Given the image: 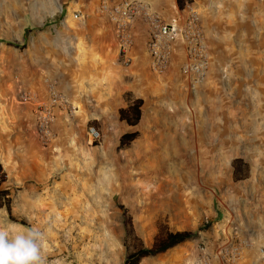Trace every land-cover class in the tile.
<instances>
[{
    "label": "rangeland",
    "instance_id": "1",
    "mask_svg": "<svg viewBox=\"0 0 264 264\" xmlns=\"http://www.w3.org/2000/svg\"><path fill=\"white\" fill-rule=\"evenodd\" d=\"M64 1L66 12L51 21L53 4ZM90 2L0 0V190L11 207L10 217L0 200V217L45 233L46 264H123L168 232H189L198 247L252 237L242 264L260 232L246 227L236 239L234 230L220 239L214 227L237 208L247 220L264 218V0H212L222 31L234 24L237 36H251L250 49H240L236 38L217 60L208 47L207 79L218 89L207 95H227L223 111L209 110L219 106L212 99L195 118L167 110L158 128L140 120L129 128L119 119L133 62L125 67L117 48L97 50L101 40L83 38L101 29L93 19L103 16L102 0L85 13L80 7ZM78 12L83 19H74ZM50 86L68 104L53 108L48 139L37 120ZM132 131L137 138L120 146V135ZM176 247L138 264H180ZM259 250L253 264H264Z\"/></svg>",
    "mask_w": 264,
    "mask_h": 264
},
{
    "label": "crops",
    "instance_id": "2",
    "mask_svg": "<svg viewBox=\"0 0 264 264\" xmlns=\"http://www.w3.org/2000/svg\"><path fill=\"white\" fill-rule=\"evenodd\" d=\"M140 1L150 4L159 14H161V16L165 18V20L179 19L183 15V9L186 3L197 8L200 14L204 35L207 44L209 45L208 47L216 59L223 57V50L225 48L229 49L230 47L231 49V46L235 47L234 44L237 43L236 38H239L237 44H239L240 49H243L245 52H248L250 49L249 42L252 43L250 40L251 36H237L234 24L230 23L232 28L228 31H222V24L220 21L221 16L217 10H214V6H216V4L212 2V0H185L182 8L178 7L177 0ZM120 2L121 1L111 6L112 2L108 0L107 4L109 8H113ZM96 3L97 0H91L89 4H83L80 8L84 12L86 10L87 12L85 13H93L96 10ZM66 4L67 2L65 1L59 5L53 4L50 15L53 19H55L51 21H57L58 17H60L59 14L66 12ZM104 16L105 15L98 16L93 19L94 22L100 24L101 29L93 30L92 32L87 33V35L83 34V38L91 37L92 39H96L97 42L101 40V42L96 44V47L94 46L97 50H104L105 46H108L109 49L113 50L114 54H116L117 43L114 33V25L106 16ZM214 21L217 23L215 24ZM132 33L134 43L131 48L130 56L133 62V70L130 71L131 78L127 81V85H130V88H128V91L130 92L128 93L129 97H125L126 99L119 109H127L128 106H132V104L139 100L141 101V105L139 107L140 123L143 124L144 121L153 123L152 125L157 128L160 125L161 118L159 117H161L162 114H166L167 110H175L176 112L185 110V112H188L189 115L193 113L195 118L197 107L200 106L202 108L201 103H208V100L212 99V101L215 104L218 103L219 106H210L209 110L213 113L223 111L222 103L227 101L228 96L224 95L222 92H217L215 95H212V98H210L207 95V89H211L213 91L218 89L217 85L214 84L210 78L207 79V81L205 80V83L203 82L200 85H195L189 77H184L180 74L179 66L184 61V52L178 42H175L171 66L168 72L161 78H156L152 75L149 69V56L146 51L148 35L145 24H143L142 21H137L134 25ZM243 64L245 65H243L242 68L249 69L247 62ZM222 66L223 64L220 68H222ZM136 86H139L140 89L138 90V87L136 88ZM112 100L115 104V98ZM175 102L179 103L176 104ZM224 108L225 111H227V108ZM121 121L124 122L125 120ZM133 126L135 125L129 124L128 127L132 128ZM230 180L233 181L232 176H230ZM239 182L241 181H235L233 184L238 185ZM233 202L235 204V201ZM234 210L237 213L236 215H231L230 217L228 215V217L220 216L218 221H216L217 223L214 227V231L216 230L218 233L217 236L220 239H223L224 237H231L233 227H237L240 232L242 230L245 231L246 227L254 226V228L260 233L258 236L255 235V239L252 240L253 249H251L249 256L242 260V264H253L252 260H254V258H261L259 249H264V218L262 216H255L252 218L250 215V219L247 220L240 216V208ZM244 213H246V207H244ZM251 239L252 237L248 240L251 241ZM193 243L194 242L192 241H188L176 247V249L180 248L179 251H181L179 254L180 264H190L196 256L198 246ZM217 245L218 244L215 241H210L208 242V247H206L211 251ZM214 264L221 263L215 262Z\"/></svg>",
    "mask_w": 264,
    "mask_h": 264
},
{
    "label": "built area",
    "instance_id": "3",
    "mask_svg": "<svg viewBox=\"0 0 264 264\" xmlns=\"http://www.w3.org/2000/svg\"><path fill=\"white\" fill-rule=\"evenodd\" d=\"M99 12L105 15L114 25L117 39V52L122 64L129 67L133 47V28L137 21H142L147 29L146 51L149 56L150 72L156 77L164 76L172 61L175 42L183 48L184 61L179 66V72L189 77L193 84L200 85L207 79L211 57L201 26L200 16L194 7L185 4L183 15L177 20H165L150 4L140 0H121L118 5L108 8L107 0H102ZM74 19H83L84 15L75 13ZM49 103L41 109L38 116L37 130L42 138H51L49 124L54 118L53 108L66 106L68 100L58 95L53 86L49 89ZM20 99L28 102L29 97L23 94ZM88 134L94 141L99 140L100 134L94 128H89ZM234 237L238 238V229L233 227ZM251 243L248 240L229 238L227 244L220 243L213 250L205 246L198 247V252L190 264H238L242 258L243 248ZM262 250H259L261 252Z\"/></svg>",
    "mask_w": 264,
    "mask_h": 264
},
{
    "label": "clouds",
    "instance_id": "4",
    "mask_svg": "<svg viewBox=\"0 0 264 264\" xmlns=\"http://www.w3.org/2000/svg\"><path fill=\"white\" fill-rule=\"evenodd\" d=\"M45 233L0 217V264H46Z\"/></svg>",
    "mask_w": 264,
    "mask_h": 264
},
{
    "label": "trees",
    "instance_id": "5",
    "mask_svg": "<svg viewBox=\"0 0 264 264\" xmlns=\"http://www.w3.org/2000/svg\"><path fill=\"white\" fill-rule=\"evenodd\" d=\"M185 0H177V5L179 8L183 7V2ZM16 46V45H15ZM141 101L137 100L132 106H128L127 109L119 110V119L125 120L130 125H136L140 120V110L139 107ZM130 115V116H128ZM138 133L136 131L125 132L119 137L120 146L129 144L134 139H136ZM237 172V168H234V174ZM1 173V167H0ZM6 199L3 206H5L8 215L11 217V207L10 200L8 198V193L0 190V200ZM23 224V222H20ZM194 237L189 232H168L164 238L156 241L152 247L145 248L141 247L134 252L128 253L123 261V264H138L142 259L147 257H154L165 253L166 251L181 245L182 243L191 240Z\"/></svg>",
    "mask_w": 264,
    "mask_h": 264
}]
</instances>
